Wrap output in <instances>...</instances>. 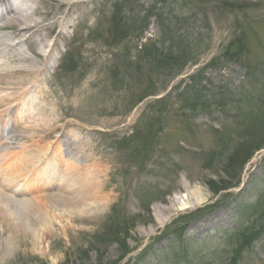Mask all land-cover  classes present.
Masks as SVG:
<instances>
[{
    "label": "rangeland",
    "instance_id": "374dc122",
    "mask_svg": "<svg viewBox=\"0 0 264 264\" xmlns=\"http://www.w3.org/2000/svg\"><path fill=\"white\" fill-rule=\"evenodd\" d=\"M77 1L74 23L61 19L51 35L58 60L44 84L61 124L76 127L37 131L40 147L28 148L17 119L0 118V184L18 222L35 230L34 210H50L54 195L86 208V216L70 217L65 233L55 225L42 249L25 230L8 246L0 215V264H264V206L257 208L264 202V0H127L118 19L137 29L118 41L115 0H36L49 21L66 9L60 2ZM153 9L165 21L148 19ZM238 39L252 79L248 67L223 56ZM189 40L195 47L183 70L158 72L153 54ZM217 96L224 108L208 107L205 100ZM260 142L239 169L235 152ZM230 158L237 164L228 173ZM64 179L90 182L88 200L79 199L85 190L78 186L62 191ZM224 183L228 190L210 186ZM18 187L25 194L14 196ZM97 199L106 207L89 215L86 204Z\"/></svg>",
    "mask_w": 264,
    "mask_h": 264
},
{
    "label": "bare ground",
    "instance_id": "6f19581e",
    "mask_svg": "<svg viewBox=\"0 0 264 264\" xmlns=\"http://www.w3.org/2000/svg\"><path fill=\"white\" fill-rule=\"evenodd\" d=\"M41 1L55 3L57 0ZM60 4L66 6V9L62 15L54 16L55 19L49 21L46 19L47 10L44 8L45 6L36 2V0H0V110H2L0 111V118L5 119L8 116H12L17 119L15 126L23 129L24 133L29 135V139L24 145V147L28 148L33 146L40 147L42 138H38L39 131L55 134L65 129L76 127L75 124L70 122L61 124L62 119L58 105L52 99L50 92L44 88V84L47 83L48 73L56 67L58 60L54 56V52L57 49V41L55 40L50 44L51 35L59 28V23L63 18L68 20V25H72L74 23L72 18L76 8L83 5L82 1L60 2ZM60 35L61 38H65L63 29ZM24 46L28 48L35 58L28 55ZM62 113L70 115V113ZM2 126L3 128L5 127L4 125ZM1 132L4 133V129L0 130V134ZM72 160L74 161V159ZM0 161H2L1 158ZM3 169L0 167V171ZM70 169L72 171L75 170L73 168ZM14 171V166L8 168V173ZM52 177L57 179L58 171L53 173ZM26 184L30 190L40 191V187H35L36 184L32 186V181H28ZM74 184V181L71 182V180L64 179L59 187L62 191H75L74 186L77 187L78 184ZM79 184L78 187L85 190L83 191V196L79 199L87 201L89 197V188L87 189V187L91 183L82 180ZM13 186H17V184ZM90 187L92 188L91 185ZM1 189L7 190L8 188L4 187L3 183L0 184V205L3 202L5 203V208L0 213L3 220L1 223L4 224L5 219L8 223L6 229L3 226L5 230H8V233L6 232V234H9L7 235L9 236V241L7 240L8 246H10L11 240L16 239V235L21 234H15V231L25 230L26 235L23 236L36 239L43 249L44 243L55 233V225L59 226L62 232L65 233L64 227L66 223L64 222L67 221L68 223L70 217L72 219L75 215L86 216V208H79L67 198L54 195L56 197L51 198L53 200L50 210H41L40 214V208L34 210L38 213L40 221V229L35 230L32 225L26 222H18V213L11 210V204L14 201L6 196ZM12 193L14 196H18L25 194V190L22 187H18L12 190ZM185 199V202L197 201L193 196H187ZM42 201L43 199L39 201V205L43 204ZM86 206L90 209V215L105 209L106 201L97 199L92 203L90 202V204H86ZM3 214L5 215L3 216ZM52 214L51 221L49 217Z\"/></svg>",
    "mask_w": 264,
    "mask_h": 264
},
{
    "label": "trees",
    "instance_id": "16d2710c",
    "mask_svg": "<svg viewBox=\"0 0 264 264\" xmlns=\"http://www.w3.org/2000/svg\"><path fill=\"white\" fill-rule=\"evenodd\" d=\"M130 2H131V0H130ZM127 4H128L127 0H115L114 12L116 11V16L114 17V23H113L114 32H113V30H111V35L114 34V41L122 40L132 30L137 29L138 23L136 24V26H135V24H133L132 26H129V24L132 23L134 20L133 21H130V20L126 21V19H124V20L122 18L118 19V17L122 13L121 8L125 9L126 7H128ZM154 12H155L154 9L151 10L150 14L147 15V18L149 19L151 17L156 16L159 19V21H163V20L165 21L166 18L164 19V18H162V16H160V14H155ZM126 32H127V34H126ZM197 40L198 39L196 38L195 42ZM194 44H195L194 40H192V41L189 40L188 43L182 49H177V47H174V48L168 49L167 52H165V53L157 51V54H153V51L155 52V46L154 45L147 46L145 49L150 48V50H148L147 56L149 57L153 54L152 58L155 59V64L158 66V72L163 71L166 66H169V67L176 66V68H178V71L180 72L183 70V67L186 65V63H188L190 61V54L189 53L191 51V48L195 47ZM151 48H153V49H151ZM223 56L228 61L240 63L244 67H248V71H249L248 76L250 78L253 76L254 72H253V69L251 70V68H250V60H248L246 57V51L244 50L242 40H240V39L236 40L235 44H233L230 47H228L227 49H225ZM218 97L219 96L211 97L210 99L205 100V103L207 104L208 107L214 105V106L222 109L226 105L227 100H225V98L218 99ZM196 100L200 101L199 98H197ZM192 106L194 108L198 107V105H196V104H192ZM262 147H263V143L261 144V142H260L259 144H256L252 148L250 145V147H248L246 150H243V149L237 150L235 152V154H237L236 159L242 160L240 165H239V169H242L243 168L242 166L245 165L251 159V157L254 155L255 151L261 149ZM236 164H237V161H235L234 158H230L229 164L227 165L228 168L226 169V172L229 173V171L231 169H235ZM227 185H228V183H224V185L220 186V188L217 189V188H215V186H213V184H210L211 188L214 189L216 192L228 190L230 188V185H228V186ZM263 206H264V202L262 203L261 206H257V208L262 209ZM245 231L246 230H244L243 233H245ZM252 232L258 233L256 235H259V231H252ZM182 233H184V232H182ZM252 237H253V235H252Z\"/></svg>",
    "mask_w": 264,
    "mask_h": 264
}]
</instances>
